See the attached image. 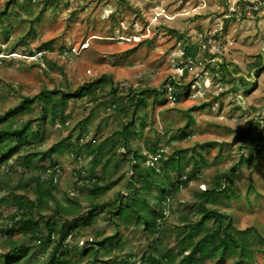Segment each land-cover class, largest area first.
I'll return each mask as SVG.
<instances>
[{"label":"rangeland","instance_id":"1","mask_svg":"<svg viewBox=\"0 0 264 264\" xmlns=\"http://www.w3.org/2000/svg\"><path fill=\"white\" fill-rule=\"evenodd\" d=\"M7 1L0 0V11ZM33 8L36 13L38 9ZM17 9L22 16L24 10ZM13 14L12 10L4 22L0 20L3 49L0 53V114L22 96L38 93L44 87L74 88L104 74L114 81L127 79L137 89L152 87L159 92L146 97L143 133L134 136L130 145L146 153V140L158 136L166 153L179 147L187 149L184 163L193 167L194 162L189 157L193 152L191 148L203 142L213 144L201 149L205 158L198 164L199 170L187 186L171 196L165 207L168 228L188 211L195 190L210 185L215 176L236 163L240 142L235 139L237 129L250 127L253 134L264 128V66L256 76L251 68L258 60V53L264 65V0H60L56 8L43 12L40 19L32 23V28L20 16L13 19ZM3 23H11L7 34ZM196 42L199 49L185 56L184 45ZM134 46L136 49L130 50ZM221 56L240 67L234 78L217 74L208 67L210 62L215 63L214 57ZM242 79L249 85L256 81L257 86L246 92ZM188 82L192 83V90L186 95L179 89L182 83ZM204 101H210L211 105L197 106ZM95 104L86 97L71 98L65 119L47 121L37 139H41L40 142L34 146L45 149L82 131L88 134L95 131L97 140L111 133L115 140L121 139L122 134L116 133L114 113L96 111ZM93 110L94 116L87 120ZM188 114L192 117L188 135L174 138L184 127ZM84 156L82 151L78 159L67 149L54 151L51 161L55 165L49 166V169L57 167L61 174L56 198L66 204L67 196L75 191L83 197L81 210L92 197L87 188L78 191L83 181L76 182L80 171L88 172ZM15 157L7 161L0 159V173L5 177L0 189V255L10 247L2 229L11 225L10 214L16 211L11 192H24L21 187H13L18 178L35 175L21 170ZM127 167L126 163L120 172ZM128 174L125 172L122 181ZM231 178L235 192L220 208L233 214L237 226H253L264 235V154L254 157L251 164H240ZM120 187L122 182L100 194L99 199L114 197ZM29 195L34 196L33 192ZM194 214L191 217L199 216ZM115 228L102 212L90 226L79 225L75 229L77 233L66 242L76 247L80 255L87 239L111 234ZM121 231L122 241L111 248L110 263L93 261L88 252L75 256L71 264H91L92 261V264H139L142 254L148 255L153 250L150 242L154 235L137 223L121 227ZM166 237L165 242L171 245L173 235ZM47 256L48 251L36 253L31 264H43ZM255 261V264H264V252L257 251ZM223 264L232 262L226 260Z\"/></svg>","mask_w":264,"mask_h":264},{"label":"trees","instance_id":"2","mask_svg":"<svg viewBox=\"0 0 264 264\" xmlns=\"http://www.w3.org/2000/svg\"><path fill=\"white\" fill-rule=\"evenodd\" d=\"M59 1L8 0L0 11V20L4 22L12 10L15 13L13 19H17L20 16L17 8H22L24 12L20 18L28 21L32 28V23L39 20L48 8H56ZM34 6L38 9L36 13ZM10 28L11 23H3L6 34ZM196 48L199 49L198 42L186 44L182 52L186 56ZM135 49V46L130 48ZM1 50L0 46V53ZM256 56L258 60L251 67L255 76L264 66L260 53ZM214 60L215 63L210 62L208 67L217 74L234 78L240 72V67L233 61L222 56L214 57ZM241 84L245 86L246 92L257 86L256 81L249 85L243 80ZM191 86L190 82L182 83L179 91L187 95L192 90ZM153 93L159 94L156 88L137 89L127 79L114 81L103 74L96 80L88 79L74 88L44 87L38 93L22 96L16 104L0 114V159L7 161L16 155L21 170L35 173L26 179H17L13 188L21 187L23 193L11 192L10 198L16 211L10 214L11 225L2 229L9 238L10 247L0 255V264H31L34 254L45 251H48V256L43 264H71L75 256L88 252L93 256V261L110 263L111 248L122 241L121 227L128 228L133 223L154 235L150 242L153 250L148 255L142 254L139 264H204L206 261L223 264L226 260L232 264L256 263V252H264V235L253 226H237L233 214L220 207L235 192L231 173L240 164H251L254 157L264 154V128L253 134L250 133V127L237 129L235 139L240 142L236 163L229 170L215 176L210 185L195 190L188 211L178 223L168 228L165 223V207L171 196L187 186L192 175L199 170L198 164L205 158L201 149L213 144L203 142L191 148L193 152L189 157L194 162L193 167L184 163L187 149L179 147L166 153L160 146L161 138L158 136L146 140V153L130 145L134 136L143 133L141 126L145 124L146 97ZM76 97L95 101L96 111L111 110L118 126L116 133L122 134L121 139L115 140L114 133H111L97 140V133L93 130L90 136L95 141H80L82 131L76 137L68 136L45 149L36 148L34 144L40 142L41 139H37L47 121L54 123L58 118L64 120L69 100ZM210 105V101H204L197 106L201 108ZM95 110L87 120H91ZM191 118L188 114L184 127L174 138L182 139L188 135L187 127ZM65 149L72 151L76 159L81 151L85 155L88 172L80 171L76 182L83 181L78 191L83 192L87 188L92 197L83 210L80 209L83 197L75 191L67 196L66 204H61L56 198L61 174L55 168L48 169L55 165L51 161L52 152ZM157 153L160 156L154 159ZM151 160H155L156 164H152ZM126 163L128 167L120 172ZM125 172L129 174L122 181ZM85 180L87 183L84 184ZM4 182L5 177L0 173V189ZM119 182H122V187L116 190L114 197L99 199L100 194L106 193ZM29 192H33L34 196L31 197ZM50 199L53 200L52 204ZM50 208L51 212L48 211ZM102 212L114 223L115 232L87 239L82 255H79L76 247L66 242L67 238L76 232L79 225L90 226ZM193 213L199 216L191 217ZM168 234L174 237L171 245L165 242Z\"/></svg>","mask_w":264,"mask_h":264},{"label":"built area","instance_id":"3","mask_svg":"<svg viewBox=\"0 0 264 264\" xmlns=\"http://www.w3.org/2000/svg\"><path fill=\"white\" fill-rule=\"evenodd\" d=\"M79 139H80V141H85V140H89V139H91L92 141H95V138H92V137L90 136V134H88V133H82V134L80 135ZM159 156H160V154L157 153V154L154 156V159L158 158ZM150 162H151L152 164H156L155 160H151ZM55 168L58 169L57 167H55ZM48 170H50V169H48Z\"/></svg>","mask_w":264,"mask_h":264}]
</instances>
